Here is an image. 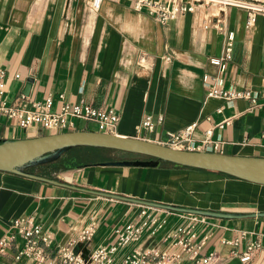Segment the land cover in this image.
Masks as SVG:
<instances>
[{"label":"crops","instance_id":"1","mask_svg":"<svg viewBox=\"0 0 264 264\" xmlns=\"http://www.w3.org/2000/svg\"><path fill=\"white\" fill-rule=\"evenodd\" d=\"M89 2L0 0V72L7 84L3 99L8 105L52 96L56 111L64 94L72 104L84 99L101 109H117L118 135L162 143L168 132L197 122L191 147L209 139L218 148L205 151L264 157V15L258 14L255 27H248V7L237 4L264 0H198L194 11L164 24L145 10L137 11L134 0H103L98 10ZM229 34L234 38L232 61L223 67L212 64L211 59L222 55ZM215 76L224 79L225 89L251 90L256 104L246 98L226 101L209 96ZM146 116L152 118L153 131L140 129ZM76 124L77 131L94 129L85 121ZM46 134L41 127L26 131L0 112V142ZM89 148L94 147L75 148L69 156ZM98 150L102 156L95 164L63 168L67 155H62L28 169L59 184L0 171V239L14 230L15 221L31 218L52 235L54 244L67 243L94 223L96 232L86 251L108 245L115 228L137 219L141 204L96 191L254 215L207 217L209 224L196 227V243L204 242L197 258L181 264H198L210 254L214 259L209 264H264V251L247 263L239 257L251 243L264 246V216H258L264 213L263 184L189 167L100 165L136 157ZM161 216H167L168 224L156 239L145 237L124 252L136 246L164 248L162 237L180 218L164 211ZM234 241L238 244L230 243ZM24 244V237L16 236L0 255V264H38L29 258L15 259L14 253Z\"/></svg>","mask_w":264,"mask_h":264},{"label":"built area","instance_id":"2","mask_svg":"<svg viewBox=\"0 0 264 264\" xmlns=\"http://www.w3.org/2000/svg\"><path fill=\"white\" fill-rule=\"evenodd\" d=\"M102 1L90 0L89 6L93 10H98ZM197 1L187 3L182 0L169 3L167 0H134V7L137 11H147L159 23L164 24L179 15L194 11ZM237 4H244L248 7L247 25L251 28L255 27L258 14L264 15V2H237ZM233 53L234 38L229 34L222 55L211 59L210 62L223 67L225 63L232 61ZM2 77L3 72H0V112L18 121L22 129L27 131L41 127L48 134L64 133L77 131L76 121L81 120L94 125V129L87 131L116 134L115 130L121 116L117 109H101L84 99L72 104L66 100L64 94L60 95L61 105L56 111L52 110L54 106L52 96L31 104L8 105L3 99L7 91V84L1 80ZM208 88V95L212 97L226 101L246 98L251 99L255 104L257 102L256 97L249 89H225L224 79L219 76L212 77V84ZM23 99L26 97L23 96ZM218 111L221 112L222 108ZM197 126L198 123L193 122L177 131L168 132L167 140L160 144L191 151L217 149L218 145L211 143L212 141L209 139L205 140L202 145H197L196 148L191 147L192 137ZM140 129L153 131L154 123L150 116H146L142 120ZM208 134L210 133L208 132ZM163 211L167 215L175 214L180 218V223L162 237L166 246L164 248L157 245L145 248L136 246L131 251L124 252L125 249L141 242L145 237L154 240L159 236L168 224L167 216H161ZM200 224H209L208 218L193 213L175 212L141 205L137 219L114 229V239L110 244L99 246L90 252L86 251L85 246L92 240L96 232L94 223L86 226L76 238L67 243L54 244L52 235L45 232L41 225L33 223L31 218L19 219L13 225L14 230L0 239V255H3L11 247L16 236L21 235L25 239V244L17 248L14 253L15 259L29 258L38 264H181L185 259L195 260L204 244V242L200 245L196 243L198 238L196 227ZM230 243L238 244L237 241ZM259 251H264V246L254 242L239 257L241 261L247 263ZM213 259L214 255L210 254L200 259L198 264H209Z\"/></svg>","mask_w":264,"mask_h":264},{"label":"water","instance_id":"3","mask_svg":"<svg viewBox=\"0 0 264 264\" xmlns=\"http://www.w3.org/2000/svg\"><path fill=\"white\" fill-rule=\"evenodd\" d=\"M80 147L106 148L146 158L109 161L99 163L100 165L158 167L161 162H171L189 168L219 172L264 185V157L234 156L209 151L183 150L135 137L81 130L0 142V171L59 184L56 180L37 176L28 171V169L55 162L64 153ZM93 192L141 205L175 212L193 213L206 217L243 218L254 216L183 208L175 205L130 199L119 195H109L103 192ZM258 216H264V213H260Z\"/></svg>","mask_w":264,"mask_h":264},{"label":"trees","instance_id":"4","mask_svg":"<svg viewBox=\"0 0 264 264\" xmlns=\"http://www.w3.org/2000/svg\"><path fill=\"white\" fill-rule=\"evenodd\" d=\"M109 150L110 151H117V150H112V149H109ZM69 152H71V150L63 154V156L67 155V158L65 159V162L63 164V168H69V167L71 168L74 166H83L86 164H95V162H98L97 160H94V159H88V160L84 159L81 155L69 156ZM131 155H134L136 157V159H146L145 157H142L140 155H135V154H131ZM133 160H135V159H133ZM161 164L166 165V166H172V167H185V166L177 165V164H174L171 162H161Z\"/></svg>","mask_w":264,"mask_h":264},{"label":"rangeland","instance_id":"5","mask_svg":"<svg viewBox=\"0 0 264 264\" xmlns=\"http://www.w3.org/2000/svg\"><path fill=\"white\" fill-rule=\"evenodd\" d=\"M80 155L84 159H94L97 160L102 156L101 150H98V148H89V150H84L80 153Z\"/></svg>","mask_w":264,"mask_h":264}]
</instances>
